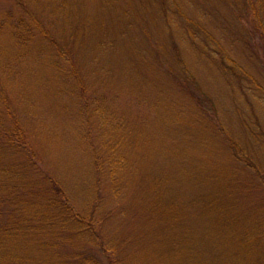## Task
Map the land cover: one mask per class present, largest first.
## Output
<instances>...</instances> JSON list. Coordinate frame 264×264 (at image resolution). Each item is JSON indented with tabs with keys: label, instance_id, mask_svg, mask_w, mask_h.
Segmentation results:
<instances>
[{
	"label": "rangeland",
	"instance_id": "obj_1",
	"mask_svg": "<svg viewBox=\"0 0 264 264\" xmlns=\"http://www.w3.org/2000/svg\"><path fill=\"white\" fill-rule=\"evenodd\" d=\"M27 14L42 34L0 33V166L22 174L0 227L53 183L81 222L55 211L24 253L264 264V0H0Z\"/></svg>",
	"mask_w": 264,
	"mask_h": 264
},
{
	"label": "trees",
	"instance_id": "obj_2",
	"mask_svg": "<svg viewBox=\"0 0 264 264\" xmlns=\"http://www.w3.org/2000/svg\"><path fill=\"white\" fill-rule=\"evenodd\" d=\"M25 1L29 3L31 0ZM35 2L37 3L39 0H35ZM19 6H21V4H19ZM27 15V19L25 16H22L16 18L14 22L12 20L8 21V18L7 20H0V33L4 31L3 28L9 26L7 28L9 30L7 31L10 33L12 38L16 40V42H19L22 45L27 44L29 41L28 39L33 37L36 31L39 30V33L42 34L44 27H41L42 24L38 17H34L32 14ZM6 65H9L8 60H5L3 64V66ZM6 68L9 69L10 66H7ZM6 136L8 138L5 139L3 143L6 146L14 145V141L19 140V137L17 138L16 135V137L13 138L10 135ZM20 178H22V174H19V172H15L12 168L0 166V195L3 194V200L6 202L14 201L15 195L18 193L16 190L18 189V185L15 183L17 179L20 180ZM2 182H4V184H2ZM71 208L72 207H70L63 191L58 188L57 184L53 183L52 188L49 189L44 195L43 204L41 208H39V211L41 212L37 213V211H33V214L35 213V219L31 217H24V220L20 219V221L14 222L11 224V227H0V234L4 237L3 241L0 243V264H48V262L46 263L48 256L46 257V253H43V247L48 251L52 247L49 246L45 240L43 241L46 243V245L37 244V250L41 253L39 255L41 258L39 260L34 259L29 254L24 253L27 248L31 249L29 243L34 238L32 236V232H37L38 234L51 231L52 229L54 231L55 227L61 223L60 220H57L58 214L60 216L64 215L67 217L62 219V222L69 218L71 221V226L72 223H77L76 225L79 228V224L81 222L79 214H76L73 210H71ZM55 211L58 214L55 215ZM79 258L80 257L77 256L74 258V260H76L78 263H81Z\"/></svg>",
	"mask_w": 264,
	"mask_h": 264
}]
</instances>
